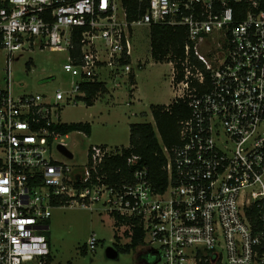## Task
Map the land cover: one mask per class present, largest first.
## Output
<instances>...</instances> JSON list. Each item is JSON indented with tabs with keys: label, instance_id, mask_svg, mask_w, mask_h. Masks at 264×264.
Instances as JSON below:
<instances>
[{
	"label": "built area",
	"instance_id": "2783aa9c",
	"mask_svg": "<svg viewBox=\"0 0 264 264\" xmlns=\"http://www.w3.org/2000/svg\"><path fill=\"white\" fill-rule=\"evenodd\" d=\"M152 25L188 38L181 81L170 65L191 116L179 143L162 145L163 189L136 155L111 179L106 165L123 148L95 145L83 170L70 165L60 149L69 134L56 129L101 71L130 79L134 30ZM37 49L67 54L68 89L15 92L14 65ZM2 55L0 264H46L53 210L98 204L126 235L142 228L157 263L264 264V0H0ZM97 244L93 234L88 250Z\"/></svg>",
	"mask_w": 264,
	"mask_h": 264
},
{
	"label": "rangeland",
	"instance_id": "374dc122",
	"mask_svg": "<svg viewBox=\"0 0 264 264\" xmlns=\"http://www.w3.org/2000/svg\"><path fill=\"white\" fill-rule=\"evenodd\" d=\"M151 28L139 26L134 30V62L145 65L134 71L140 86V98L132 104L129 98L130 86L121 84L113 94L101 95L93 106H87L83 99L65 105L61 110V122L64 124L89 123L91 133L74 131L65 139L73 159H65L54 149L58 159H65L70 165L84 169L88 151L95 145L128 148L130 145V127L132 124L150 123L155 125L150 107L167 105L172 102L170 87V63H157L151 54ZM31 63V69L27 64ZM67 54L37 49L28 53L14 65L12 74L13 88L19 94L47 93L54 95L57 90L65 91L74 80L64 70ZM5 55L0 59V84L6 85V75L2 69ZM109 90L115 87L111 81V71H103ZM125 81V78L122 80ZM114 96V97H112ZM63 105V104H62ZM99 204L93 209L77 206L53 210L48 237L52 245V264H161L150 254L149 246L142 245L126 252L131 237L119 226L114 215ZM95 234L98 239L96 250L90 251L87 243ZM87 249V252L86 250Z\"/></svg>",
	"mask_w": 264,
	"mask_h": 264
},
{
	"label": "trees",
	"instance_id": "16d2710c",
	"mask_svg": "<svg viewBox=\"0 0 264 264\" xmlns=\"http://www.w3.org/2000/svg\"><path fill=\"white\" fill-rule=\"evenodd\" d=\"M134 1V0H131ZM132 4V3H131ZM130 14H135L133 6H131ZM187 31L183 27H169L163 25L151 26V49L152 58L156 62H173L178 71V81L184 77L181 62L185 60V46L187 44ZM130 61H127L129 63ZM27 69H31V63L27 64ZM132 82L135 76L131 75ZM85 93L83 100L87 106H93L97 98L105 95L108 89L104 83H89L82 87ZM151 111L155 121V125L150 123L132 124L130 127V145L123 148L121 155L111 158L105 171L113 181H119V170L123 174L130 173L131 168L128 166L129 157L136 155L142 158L143 164L148 167L150 177L154 185L158 189H163L167 185V174L164 167L167 163L166 156L163 152L162 145L172 147L179 143V125L183 120L191 116L189 104L185 100H176L171 105H152ZM56 129L63 135L78 131L91 133V125L89 123H74L71 125L64 124L56 126ZM119 222V217L114 216ZM48 237V235H47ZM49 238V237H48ZM145 234L142 228L134 229L131 237V243L126 246L123 251H130L144 245ZM52 249V245H51ZM87 252V249H85ZM54 261L53 251L47 259L46 264H52Z\"/></svg>",
	"mask_w": 264,
	"mask_h": 264
},
{
	"label": "crops",
	"instance_id": "0c3cea01",
	"mask_svg": "<svg viewBox=\"0 0 264 264\" xmlns=\"http://www.w3.org/2000/svg\"><path fill=\"white\" fill-rule=\"evenodd\" d=\"M150 43H151V41H150ZM151 51H152V49H151ZM151 54H152V52H151ZM133 55H134V48H133ZM131 60H132V66H133V71L131 72V74H130V76L131 75H134L135 76V80H134V82H132L131 81V79H128L126 76H124V77H122V78H116V77H114V76H112L111 78V81L115 84V83H119V88L121 87V84L124 82V84H128L129 86H130V92H129V98H130V100H131V102H132V104H134L136 101H133V100H135V99H138L137 101H139V100H141V98H140V86L138 85V81H137V76H136V73H135V71H134V64L136 63V62H134V56H132L131 57ZM140 59H138V61H137V63H136V65H137V67L138 68H143V66L145 65L142 61H139ZM155 61V60H154ZM156 62V61H155ZM157 63H164V62H157ZM166 63H169V62H166ZM171 67H172V65H171ZM171 72V77H172V74H173V71L171 70L170 71ZM103 71H101V75H100V79L102 80V82L106 85V87H107V89H108V92L106 93V94H110V95H112L113 94V91H115L116 90V88H118V87H114L113 89H112V92L109 90V87H108V81H107V78H105V76L103 75ZM125 78V81H122L123 79ZM170 87H171V89H172V102L170 103V104H167L166 106H169V105H171L174 101H176V98H175V90H174V88H173V84H172V79L170 80ZM105 94V95H106ZM112 97H114V96H112ZM150 109H151V107H150ZM152 112V111H151ZM152 116H153V114H152ZM154 119V118H153ZM155 122V121H154ZM84 133V132H83ZM105 146H107V145H105Z\"/></svg>",
	"mask_w": 264,
	"mask_h": 264
},
{
	"label": "water",
	"instance_id": "95a60500",
	"mask_svg": "<svg viewBox=\"0 0 264 264\" xmlns=\"http://www.w3.org/2000/svg\"><path fill=\"white\" fill-rule=\"evenodd\" d=\"M60 149H61V151H63L65 153V155L67 157L73 158V154L69 150H67L65 147L60 146Z\"/></svg>",
	"mask_w": 264,
	"mask_h": 264
},
{
	"label": "flooded vegetation",
	"instance_id": "af4514ba",
	"mask_svg": "<svg viewBox=\"0 0 264 264\" xmlns=\"http://www.w3.org/2000/svg\"><path fill=\"white\" fill-rule=\"evenodd\" d=\"M148 256H150V255L148 254Z\"/></svg>",
	"mask_w": 264,
	"mask_h": 264
}]
</instances>
